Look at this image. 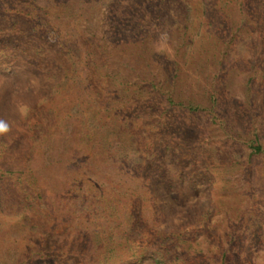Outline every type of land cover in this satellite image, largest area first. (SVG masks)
Listing matches in <instances>:
<instances>
[{
	"label": "rangeland",
	"instance_id": "obj_1",
	"mask_svg": "<svg viewBox=\"0 0 264 264\" xmlns=\"http://www.w3.org/2000/svg\"><path fill=\"white\" fill-rule=\"evenodd\" d=\"M105 2L86 0L84 12L66 0H0V41H12L21 58L20 68L0 61V264H154L153 255L167 264H264V0H220L203 19L211 39L200 51L174 7L140 19L147 29L137 47L121 44L108 17L116 0ZM94 44L107 45L99 63L87 51ZM35 61L63 65L59 92L46 91L54 84L40 82L41 71L21 68ZM113 72L127 83L153 76L159 86L177 73L167 92L185 107L195 102L206 110L169 108L164 98L154 109L165 110L162 119L143 111L141 101L115 118L108 109L121 97L109 86ZM85 113L97 125H131L132 133H120L129 140L125 156L96 165L82 154L75 120ZM168 116L171 132L164 128ZM154 124L163 130L157 153H176L160 161L157 180L137 169L146 163L148 135L133 136ZM76 180L90 192H114L119 217L77 202L69 189ZM132 187L144 197L133 201L143 214L134 223L125 211ZM24 207L32 229L20 220ZM109 251L113 256L104 258Z\"/></svg>",
	"mask_w": 264,
	"mask_h": 264
},
{
	"label": "trees",
	"instance_id": "obj_2",
	"mask_svg": "<svg viewBox=\"0 0 264 264\" xmlns=\"http://www.w3.org/2000/svg\"><path fill=\"white\" fill-rule=\"evenodd\" d=\"M66 1L74 3L76 6L79 5L80 10L84 12H86L90 7V6L88 7L85 4L86 0H66ZM106 2H108V0H106ZM219 2L220 0H122L121 2L120 0H116V3L114 2V4H112L113 7L110 9L108 13L109 19L112 20V22H114L112 24V29L110 30L115 33V37L122 40L121 44L126 43V45H128L129 48L137 47L138 41L139 42L143 41V38L145 37L143 36V32L146 31L147 29L143 21H141L140 19H147V17L148 19H150L147 13L155 14L153 16L158 15L157 10L161 11L160 8H162L161 13H163L166 11V8L174 7L176 11H179L181 13L179 20L182 21V23H184V29L186 30L184 35H187L189 37L190 30H194L195 35L193 42H196L202 46L199 48V51L202 49L204 50V48L206 47L202 44H208L211 38L209 37V32L205 26L206 24L203 22V19H205V17L208 15V12L210 10L218 9ZM147 4L148 6L145 8ZM160 18L166 19L165 16H163V14L161 15ZM192 24H197L198 27L193 28L191 26ZM130 39L131 41L128 42ZM103 45L105 46V48L104 46L98 47L99 45L96 46V44L88 46L87 51L89 53L92 52L91 55L95 56L94 60H96L95 61L96 63H99L101 61L100 55L105 50H107V45L106 44ZM17 48L18 47L14 46L12 41H6V40L0 41V54H1L0 61L5 60L9 63V65L16 63V66L14 67L20 68L21 63L18 62L20 61L21 58L17 54L14 55L13 53L14 51L17 50ZM114 49H117V47L115 46ZM132 50L134 51V49ZM146 53H148V49L146 50ZM10 54L14 56L11 57ZM192 54H194V52ZM23 63L25 65L21 66V68L23 67L27 71L29 70L41 71L42 74H39L40 76H38L40 82L43 80L51 84L52 83L54 84L53 88L49 87L51 89L48 88L47 83L45 84L47 92H54V90L59 92V89L62 87L61 78L63 79L65 78L60 74V72L64 70L63 65L61 63L55 61H52V63L50 62L49 64L36 62V61L23 62ZM69 63L71 65V69L76 68L75 71L78 70L77 68L79 67V63L74 61ZM88 65L92 66L94 65V62L90 60L88 62ZM176 71L178 70H175V72ZM174 76L172 78H168L165 85L159 86V84H157L154 81L153 76L145 77L142 80L141 84L133 83L132 81H129V83H127L126 82L127 77L123 76L118 72H113L112 75H109V77L111 78L109 86L111 89H116L118 91L119 94L117 96L121 97V100L117 101L118 104L120 105L119 107H115V108L111 107L108 110L114 113L115 118L116 117L121 118V113L118 112L120 111L119 109H122L123 106H128L129 104L135 102L140 103L141 101V107H142L141 109L143 111L145 112L150 111L153 117L155 118L158 117L162 119V117L164 116L162 114L164 113L165 110L162 111L163 113H161L160 111L155 112L154 109H156L158 104L159 103L161 104V102L164 101L163 99L165 98V101L169 103V108H172V106H176L177 104L178 106H181L184 109H188L193 113H199L201 111L202 112L205 111L206 109H203L201 105L196 104L195 102L194 103L189 102L188 106L185 107L183 102H180L181 100H179L180 103L176 102L178 101L177 100L178 98L177 99L175 97L173 98L172 97L173 93L167 92L166 89L170 88L169 85L172 82L173 84H175L174 80L177 77V73H175ZM130 83H133V85H130ZM135 87L136 90L134 89ZM98 92L99 93L97 94L96 97L100 99L101 97L100 90H98ZM140 93H142V95H140ZM214 96H215L214 94H211L210 100H212L213 107H216L218 105V102L214 98ZM103 98H106V94L105 96H103ZM142 98L144 99L142 100ZM135 107L136 106L132 108L135 109ZM74 109H76L77 111H79L78 113H80L79 103L75 104L74 102L73 110ZM116 112H118V114H116ZM29 114L34 115L35 108H30ZM40 117L42 118L43 115L41 114ZM95 119L96 116H94L93 114L87 116V114L85 113L82 119L78 118L75 120L79 126V128H77V133H78V139L81 144L82 154L86 155L89 158L90 162L96 165L100 164L101 161L103 160H108L112 156H114V158H122L121 156H125L126 152L123 151L128 150L127 145L129 143V140L127 142L123 141L121 139L120 133L122 134L126 131L130 132V130L132 129L131 125L128 124L127 126L126 122L122 121L120 124L115 123L116 127L113 125L115 127L114 129L112 127H109L108 126L109 123L104 122V120L101 123L99 122V125H97V120ZM173 119L174 116H168V120H165L164 128L166 131L171 132L176 128ZM42 126H44V122L36 124L32 128L33 129H37L39 127L43 128ZM146 127L148 129H146ZM146 127L140 130L137 134H135V132L133 131V136L135 135V137H138V139L140 135L142 136V134L144 135L147 134L148 136L146 138L144 137V140L146 143L149 140L151 142L150 144L147 143L149 147L148 148L149 152L147 153V157L142 158V161H146V163H144L145 166L141 167V165H139L140 167H138L137 169L140 168V170H142L144 175L153 177L154 179L157 180L158 175H161L163 170L162 168L163 166H161L162 164L160 161L162 159H167V158L174 159L176 153L174 151V148L166 147L163 152L164 156H160L157 153L156 146H158L159 143L157 138H159L163 130L161 131L158 130L157 129L158 127L155 124L151 126L150 130L148 125ZM130 133H132V131ZM133 144H135V138H133ZM256 150H257L256 152H261L262 148L257 147ZM78 151H80V149ZM69 158L72 159V156L70 155ZM84 163L86 164L87 161H84ZM31 181L32 180H29L28 183L31 189L35 190L37 186V185L35 186V184L37 183L33 184V182ZM69 189L76 194L77 202L84 201L86 203V205H83L84 207H89V205L92 204H94V206L96 207L103 206L104 208L108 209L109 213H112L113 218L119 217L120 215L119 208L117 207L116 204L118 203L119 205L121 204V202H119L117 198H112L115 197L114 192L106 191L105 187L99 188V190L97 191L90 192L88 187H84L83 185H81L78 182V180H76L75 183H73ZM136 189H137L136 187L135 188L132 187L131 189H129V194H127L126 196L128 200L132 199L130 200L129 205L127 206L128 209L126 210L125 208V211H127L126 218L131 223L138 221V219L139 221H143V214L139 218L137 216V213L132 208L133 201H135L136 203V202H142L144 200V197L141 195V192L138 189L137 190ZM37 195L39 199L42 198V195L40 193H38ZM27 207H24L23 210L20 211V215L23 214L20 220L23 219L24 224H26L28 227H30V229H32L31 225L34 222L28 216L24 217L25 215L24 211H26ZM25 222H28V224ZM112 256H113V252L111 251L104 253V258L107 257L111 258ZM153 257H154V264H167V262H165L164 258L161 255L158 256L153 255Z\"/></svg>",
	"mask_w": 264,
	"mask_h": 264
}]
</instances>
